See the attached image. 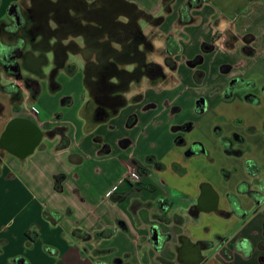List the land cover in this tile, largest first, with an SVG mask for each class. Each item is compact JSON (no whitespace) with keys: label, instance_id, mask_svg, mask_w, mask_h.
<instances>
[{"label":"crops","instance_id":"0c3cea01","mask_svg":"<svg viewBox=\"0 0 264 264\" xmlns=\"http://www.w3.org/2000/svg\"><path fill=\"white\" fill-rule=\"evenodd\" d=\"M84 1L95 7L101 6L99 0ZM120 1L130 13L142 11L154 17L162 16L161 23L151 22L144 29L150 26L163 35L172 34L177 42L188 34L187 28L194 27V24L198 26L214 18L215 28L208 32V38L201 35L196 38L194 33L188 37L190 42L195 41V49L192 55L187 54L183 45L180 52L173 56L177 61L173 81L151 86L142 80L140 88L125 94L128 102L116 105L115 112L108 118L93 114V100L84 80L89 66L87 59L80 55H76L75 68L59 69L53 81L47 78L40 80L38 93L32 95L31 88L25 86L16 104L11 102L10 93L0 90V103L3 105L0 138L9 120L27 117L42 130L54 125H66L71 140L67 149L54 151L57 139L44 138L24 159L0 146V264H95L106 261L108 257L121 259L123 264H193L185 262L184 256L179 258L185 238L194 243L197 240L213 241L215 235L226 238L224 246L231 251V256L225 257L220 252V245L214 243L213 248L203 250V259L197 264H264L262 207L253 208L252 201L240 196L247 210L242 219L234 215L222 217L210 207L215 197L212 190L219 196V208L227 209L226 192L235 191L239 181L250 180L243 159L226 160L222 155L212 134L217 117L225 118L222 125L226 133L234 129L244 135L251 146L246 157L257 161L262 167L259 177H264V130L260 129L261 120L264 119V95H261V104L253 107L241 103L239 97L224 101L219 94L233 74L251 76L254 73L258 83L264 82V58L260 50L254 59L246 60L243 66L229 74L219 68L224 61L234 62L224 48V34L230 25V18L243 15L241 12L245 11L250 0H203L200 7L189 4V14L195 18L189 24H180L177 18L179 9L192 3L191 0ZM33 4L34 0H0V41L13 46V53L8 52L10 55L7 56L14 63H19L20 67L21 54L31 50L30 42L42 37L38 31L32 35L28 32L21 35L24 17L28 21L26 27L35 20L26 11ZM12 6L16 8L15 12L11 10ZM263 8L264 1L249 9L245 15L253 16L256 11L264 15ZM168 19L174 23L172 29L166 30L163 27ZM4 25L16 29L14 35L6 32ZM49 25L54 28L56 22L50 19ZM233 30L239 34L250 31H239L234 26ZM214 32L221 37L215 42L214 49L204 54L205 59L199 65L204 73L199 77V82L189 66L187 74L180 75L181 64L201 52L197 46L200 42H209ZM260 32L257 35L264 37V28ZM84 36L69 28L64 32L61 44L66 45L68 38L73 37L81 47ZM54 40L50 36L46 41L53 45ZM153 44L159 46L160 42L155 40ZM31 55L35 57L33 53ZM48 57L51 62V53ZM208 60L211 61L210 70L205 67ZM214 62L217 63L215 70L212 66ZM248 66L253 68L246 73ZM0 67V84L13 83L21 92L22 80L15 78L2 65ZM41 68L48 75V68ZM23 71V76H34L26 67H23ZM185 77L194 80L191 96L185 95L190 90L188 82L184 83ZM200 84L207 85L205 91H196V86ZM137 90L143 91L142 98L129 101ZM56 95L59 96L56 98ZM200 95L207 97V106L203 112L195 114L193 104ZM132 114L134 121L128 126V118ZM180 114L181 117L177 119ZM186 119L194 123L193 129L184 135L186 141H201L214 158L213 161L208 159L206 153L185 155V146L175 142L176 133L172 125ZM239 119L243 120L244 126L232 125L231 122ZM253 125L257 127L254 132L244 129ZM104 145H108V148H104ZM1 150L5 152L4 155H1ZM70 155H78L82 159L77 163L72 162ZM148 155L161 162L163 168L156 169L147 163L145 158ZM119 157L140 170L138 184L131 186L124 179L125 168L120 165ZM223 166H234L236 171L223 178L219 173ZM202 188L205 190V203L201 204L197 213H189L191 206L198 205ZM112 193L124 197L113 201L110 198ZM133 199L141 204L134 212L129 208ZM67 208L71 210L70 214L60 219H55L51 214L43 215L45 211L64 212ZM76 213H80L82 221L75 218ZM161 216L168 217L167 221L161 220ZM118 219L125 222L126 230L118 226ZM152 226H156L160 236H163L157 244L151 240ZM31 227L35 228L38 236L31 246H27L25 232ZM105 227H115L116 230L110 237L98 240H82L71 233L72 229L79 228L92 234ZM239 239L251 245L248 255L235 249ZM95 249L106 251L96 253Z\"/></svg>","mask_w":264,"mask_h":264},{"label":"flooded vegetation","instance_id":"af4514ba","mask_svg":"<svg viewBox=\"0 0 264 264\" xmlns=\"http://www.w3.org/2000/svg\"><path fill=\"white\" fill-rule=\"evenodd\" d=\"M99 1L101 3L100 7H95L94 4H88L84 0H34L33 7L26 9V11L28 16L35 20L32 22L31 26L26 27L28 21L24 17L25 20H22L21 23V35L26 32L32 35L38 31L41 33L42 37L38 41L30 42L31 50L21 54V67L17 62L12 64L15 65L16 74L21 72V76L24 72L23 67L33 72L34 76H23L22 78L26 86L31 88L32 95H34L38 93L40 89V80L47 78L53 81L59 69L67 68L70 70L75 68L76 55H80L84 59H87V66H89L86 70L84 80L87 92L93 100V114L102 118H108L115 112L116 105H125L128 102L124 97L125 94L131 92L133 89L140 88L142 80H146L151 86H157L160 83L168 84L169 81H173L174 77L172 74L177 68V61L174 60L173 56L177 55L180 51L172 56L169 53L170 50L175 48L173 39L177 42L172 34L163 35L150 26L149 29H144L146 25L148 26V24H151L153 21L148 19L142 11H132L130 13L126 5L120 0ZM202 1L203 0H192L190 6L200 7ZM263 1L264 0H250L247 8L252 9L255 5ZM187 5L189 9V3ZM125 14L127 15L125 16ZM188 15L186 23H181L178 13V23L189 24L195 21V18L189 14V10ZM45 16L48 17V20L53 19L56 22L54 28L47 29L43 26V18ZM154 24L156 23L154 22ZM233 26L234 22H230L224 34V48L229 52L232 59H234V62L224 61L220 64V71L225 74H229L233 72L235 68L243 66L246 60L254 59L259 50L261 57L264 58V37L258 36L251 31H245L242 34L236 33L233 30ZM69 28H71L74 33L81 32L85 35L81 47L76 44L74 41L76 38L73 37L68 38V43L66 45L61 44L62 36ZM50 36H53L55 39L53 45H49L46 41ZM220 37L221 35L219 33L214 32L209 42H203L202 51L187 60L188 66L194 71L193 75L196 81L199 82V77L204 73V71L199 68V65H201L205 59L204 54L214 49V44ZM155 40L160 42L159 46L153 44ZM258 45H260V49H258ZM49 49H51L50 52L48 51ZM32 53L35 57L31 55ZM50 53L51 62L48 57ZM238 55L242 57L236 58ZM3 56V54H0V65L4 67L5 61ZM37 62H41V67H43V69L48 68V75L45 74L42 68L39 69L36 67ZM252 68L253 66H248L246 73H249ZM219 94L224 101H231L239 97L241 103L243 102L250 106L257 107L261 104V95H264V82L258 83L256 74L254 73L251 76L233 74L219 90ZM142 96L143 91L137 90L130 96L129 101H139ZM193 105L194 113L200 114L207 106V97L202 95L198 96ZM224 120L225 118L223 116L215 119L212 127V134L224 158H226V160L243 159L245 168L246 160L252 159L246 157L251 151V146L245 141V137L242 133L234 129L226 133L222 125ZM133 121L134 116L132 114L128 118L129 123H127V125L131 126ZM231 123L238 127L244 126L242 119L235 120V122L233 121ZM193 127L194 123L191 119H186L179 124H173L172 129L173 132L176 133L175 142L185 146V155L191 156L206 153L208 159L213 161L214 158L209 155L208 150L201 141L195 139L190 142L186 141L184 135L190 132ZM244 129L254 132L257 127L253 125L245 127ZM260 129L264 130V119L261 120ZM8 143L17 144L20 143V141L16 142L14 139H10ZM103 147L107 149L108 145H104ZM120 158L124 159L123 157H119L118 161ZM252 160L257 163L256 160ZM137 171L140 170L137 169ZM235 171L236 168L234 166L230 168L223 166L220 168L219 173L223 178H227ZM245 172L250 180H244L253 182L254 179L248 174L246 169ZM140 178L136 182H127L129 185L133 186L139 183ZM256 187V185L252 186V188ZM227 193L228 191L226 194ZM213 196L215 195L213 194ZM240 196H244L246 200L252 201L253 208L262 207L263 209V206L259 205V203L254 202L244 194H239L241 207L245 211L247 210L244 208ZM136 202L139 201L133 199L129 208H131V205L136 206ZM218 202V215L223 211H229L231 209L228 200L227 209L219 208ZM199 208L200 207L195 204L190 207L189 213L195 214ZM117 223L126 226L122 219H118ZM162 239L163 236L161 235L160 241ZM207 242L211 243L208 244ZM225 242L226 238L221 235H215L213 241L197 240L190 246L184 241V243H182L183 245L180 247L181 251H179V258L180 256H186V254L189 253V249L193 250V248H195L194 245H199L203 252V250L207 248H213L214 243L220 245V252L223 255L226 252L231 253V251L224 246ZM235 249L237 250V246H235ZM113 262L115 264H120L122 260L114 258ZM95 264L107 263L98 261Z\"/></svg>","mask_w":264,"mask_h":264},{"label":"trees","instance_id":"16d2710c","mask_svg":"<svg viewBox=\"0 0 264 264\" xmlns=\"http://www.w3.org/2000/svg\"><path fill=\"white\" fill-rule=\"evenodd\" d=\"M192 1V0H191ZM190 4V3H189ZM11 10L15 12L16 8L14 6L11 7ZM188 5H183L180 9H179V16H180V22L181 23H186V18H188ZM148 19H150L151 21H153V23L155 22L156 24L161 23L163 17L162 16H158V17H154L151 16L149 14H146L144 12H142ZM22 23V21H21ZM4 30L8 33H10L11 35H14L16 29H10V27L7 26H3ZM173 43L175 44V48L170 50L169 53L170 55H175L176 53H178L180 51V47L178 45V43L176 41H174L173 39ZM13 53V46H9V45H5L2 44V42L0 41V54H3V59L5 61V65L4 68L9 71V73H11L12 75H16V68L15 65H13L12 63H14V61L11 59V57H8L7 55H10L9 53ZM12 64V66H11ZM0 90L10 93L11 95V101L13 104H16L20 101L21 99V92L20 89L17 85L10 83L7 85H2L0 84ZM3 111V105L0 103V114ZM68 127L64 124H59V125H54L49 129L45 130V134L46 137L48 139L54 140L57 139L53 150L54 151H60V150H64L67 149L70 145V136L68 133ZM70 161L72 162H79L81 161L82 157L78 156V155H70L69 156ZM145 161H147L148 163H151L156 169H161L163 168V164L159 161H157L155 159L154 156L152 155H148L145 158ZM245 169L248 172V174L254 179L253 182H248V181H240L237 183L236 185V190L234 192H228L226 194V198L230 204L231 209L229 211H223L220 213V216L222 217H229L231 215L237 216L239 218H243L246 215V211L241 207V203H240V199H239V194H244L247 197H249L250 199H252L254 202L259 203V205L263 206V211H264V177H259L260 171L262 169L261 166H259L255 161H253L252 159H248L245 162ZM256 185V188H252V186ZM110 198L113 201H119L123 198L122 195L118 194V195H114V194H110ZM140 204V202H136V206L131 205V211L134 212L136 210V207H138ZM71 212V210L69 208H67L64 212H53V213H48V212H44L43 215L47 216L49 214L53 215L55 217V219H60L65 215H69ZM163 221H167L168 217L166 216H161L160 218ZM118 226L120 228H122L123 230L127 229V226L123 225V224H118ZM35 228L31 227L29 229L26 230L25 235L27 237V246H31L32 242L36 240L37 238V233L34 231ZM116 228L115 227H105L101 230L95 231L92 234L85 232L82 229L79 228H74L72 229V234L75 237H78L79 239L82 240H88V239H93V240H98V239H102V238H107L110 237L111 235H113V233L115 232ZM263 234H264V225H263ZM208 244H210L211 242H207ZM157 247V245H156ZM251 245L249 244V242H247L246 240H239L237 241V249L241 250V252L244 255H248L251 252ZM105 249L102 250H98L95 249L96 253H103L105 252ZM225 257H230L231 253L226 252L224 254Z\"/></svg>","mask_w":264,"mask_h":264},{"label":"water","instance_id":"95a60500","mask_svg":"<svg viewBox=\"0 0 264 264\" xmlns=\"http://www.w3.org/2000/svg\"><path fill=\"white\" fill-rule=\"evenodd\" d=\"M43 26L47 29L51 28L47 16L43 18ZM41 65H42L41 62H37L36 67L41 69ZM22 77L23 75L21 76V72L15 75V78L24 80ZM44 138H47L45 134V130L40 129L33 120L27 117H14L11 120H9L8 123L6 124V129L0 138V146L3 149L13 153L18 158L24 159L26 156L33 153L37 145ZM10 139H14L16 142L20 141V143L17 144L8 143V140ZM212 192L215 195V197L214 200L211 202L210 207L213 212L217 213L218 195L217 193H214L213 190ZM204 196L205 193H204V189L202 188L201 194L197 199V204L199 207H202L201 204L205 203ZM150 232H151V240H153L157 244L160 241V237H161L158 228L156 226H152L150 228ZM185 242H187L189 246L193 245V243L187 238H185ZM194 246L195 248H193V250L189 249V253H187L186 256H184L185 262L197 264L203 259V256L201 254L202 253L201 247L199 245H194Z\"/></svg>","mask_w":264,"mask_h":264},{"label":"rangeland","instance_id":"374dc122","mask_svg":"<svg viewBox=\"0 0 264 264\" xmlns=\"http://www.w3.org/2000/svg\"><path fill=\"white\" fill-rule=\"evenodd\" d=\"M264 9V8H263ZM249 10V8H246L245 9V11H243V12H241V13H243V15L242 14H239L238 16H236V17H234V18H230V21L231 22H234L235 23V25H234V28H236L237 30H239V31H241V30H244V29H249L251 32H254V33H256V34H260L261 32L260 31H262V29L264 28V15L262 14V15H260V14H258V12L256 11L254 14H253V16L251 17V16H246L247 14V11ZM264 11V10H263ZM262 12V11H261ZM246 14V15H245ZM155 17H158V16H155ZM215 19L213 18V20L212 21H210V22H206V21H203L202 22V24H200V25H195L194 24V27H188L187 28V30H186V32L188 33V34H184L183 36H182V38H181V41H178V45H179V47H180V49H181V46L183 47V45H184V53H187V54H191L192 53V51H193V49H195V41L194 40H192L191 42L189 41V39H188V37H191L193 34L192 33H194V36H196V38H197V36H199V35H201V36H204V37H207L208 38V32L209 31H211V30H213L215 27H214V25H215V21H214ZM173 23L174 22H172L171 20H167V22L165 23V25H164V29H172L173 28ZM241 34H242V32H240ZM197 49H199L200 51H202V42H200L199 43V45L197 46ZM198 53V52H197ZM192 55V54H191ZM196 55V54H195ZM195 55H193V56H195ZM192 56V57H193ZM158 60H160V59H158ZM210 60H208L207 61V63L205 64V67H207L208 69L211 67V65H210ZM216 65H217V63L216 62H214L213 64H212V66H213V70H215V67H216ZM187 67H188V65H187V62L186 61H184L182 64H181V69H180V71H179V74L180 75H182V76H185L186 74H187ZM1 68V67H0ZM207 69V70H208ZM210 70V69H209ZM65 79H67L66 77H65ZM185 80V84L188 82H190V84H188L187 83V85H189L188 87L190 88V90L189 91H187L186 92V96L187 95H189V96H191L192 95V92H194L193 90H194V88H193V83H194V80L191 78V79H189V78H187V77H185L184 78ZM25 86H26V83L24 82V80H22L21 81V96H22V93L24 92V90H25ZM206 86L207 85H198V86H196L198 89L196 90V91H200V92H202V91H205L206 90ZM180 88L182 89L183 88V86H180ZM208 88V87H207ZM157 90V89H156ZM64 92H66V91H63V93ZM59 95H56V98L58 97ZM12 102V101H11ZM181 117V114H180V116L177 118V119H179ZM5 129H6V126H5V128H4V130H3V132L1 133V136H2V134L4 133V131H5ZM139 148H141V146L139 147ZM5 154V152L3 151V150H1V155H4ZM75 218L77 219V220H81L80 219V213H76L75 214ZM82 221V220H81ZM105 258H107V257H105ZM103 262H106L107 264H115L114 262H113V260L112 259H110L109 257H108V259H106V261H103ZM165 264H168V262H164ZM120 264H123V262H121Z\"/></svg>","mask_w":264,"mask_h":264},{"label":"built area","instance_id":"2783aa9c","mask_svg":"<svg viewBox=\"0 0 264 264\" xmlns=\"http://www.w3.org/2000/svg\"><path fill=\"white\" fill-rule=\"evenodd\" d=\"M119 162L123 165L125 168V173H124V179L129 182H136L139 180L140 175L139 172L135 167L132 166L131 163L126 161L125 159H119Z\"/></svg>","mask_w":264,"mask_h":264}]
</instances>
